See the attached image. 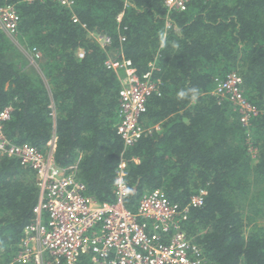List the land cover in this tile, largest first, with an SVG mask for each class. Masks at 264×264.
I'll list each match as a JSON object with an SVG mask.
<instances>
[{
    "label": "trees",
    "instance_id": "trees-1",
    "mask_svg": "<svg viewBox=\"0 0 264 264\" xmlns=\"http://www.w3.org/2000/svg\"><path fill=\"white\" fill-rule=\"evenodd\" d=\"M6 4L20 19L17 42L0 28V110L12 108L4 136L43 150L54 132L56 163H77L97 201L115 200L121 161L131 210L151 190L184 205L202 189L203 204L183 226L200 264H264V0H190L171 12L164 0H75L72 9L58 0H0ZM88 31L111 44L102 48ZM109 57L130 59L138 74L156 67L159 94L147 98L145 132L130 145L117 132L122 72L106 67ZM230 71L257 110L246 125L231 100L212 92L215 77ZM37 200L35 172L0 155V264L19 249Z\"/></svg>",
    "mask_w": 264,
    "mask_h": 264
},
{
    "label": "built area",
    "instance_id": "built-area-1",
    "mask_svg": "<svg viewBox=\"0 0 264 264\" xmlns=\"http://www.w3.org/2000/svg\"><path fill=\"white\" fill-rule=\"evenodd\" d=\"M189 1L164 3L171 12L185 10ZM58 2L69 9L75 4V0ZM19 19L12 5H0V28L14 42ZM72 20L78 21L75 15ZM87 33L104 49L111 44L107 35ZM32 52L35 57L40 56L34 48ZM78 55L83 56V51L79 50ZM30 57L33 63L31 54ZM104 63L114 72H122L117 132L123 143L130 145L145 132L139 117L145 111L147 98L153 92L159 94L158 81L152 77L156 67L149 63V69L138 74L127 58L109 57ZM214 82L212 92L231 100L240 113V121L248 124L257 110L243 96L240 75L230 71L224 77H215ZM11 110L9 105L0 110V155L14 156L35 172L38 200L32 208L33 219L24 227L19 249L5 264H200L198 246L191 243L183 226L190 208L203 204L202 189L184 205L170 202L159 190H151L131 210L123 201L127 172L121 161L115 172V200L97 201L85 193V185L77 177V163H56L54 132L43 150L29 143L11 142L4 136L3 124Z\"/></svg>",
    "mask_w": 264,
    "mask_h": 264
},
{
    "label": "clouds",
    "instance_id": "clouds-1",
    "mask_svg": "<svg viewBox=\"0 0 264 264\" xmlns=\"http://www.w3.org/2000/svg\"><path fill=\"white\" fill-rule=\"evenodd\" d=\"M189 92L192 93L191 98H192L193 101H195V99H196V90L195 89H191V90H189ZM188 94H189L188 92H186L185 90L181 89V90L178 91L177 96H178L179 99H183Z\"/></svg>",
    "mask_w": 264,
    "mask_h": 264
},
{
    "label": "crops",
    "instance_id": "crops-1",
    "mask_svg": "<svg viewBox=\"0 0 264 264\" xmlns=\"http://www.w3.org/2000/svg\"><path fill=\"white\" fill-rule=\"evenodd\" d=\"M27 55H28L27 57L31 59L30 54H27ZM25 56H26V55H25ZM29 62L31 63V61H29Z\"/></svg>",
    "mask_w": 264,
    "mask_h": 264
}]
</instances>
